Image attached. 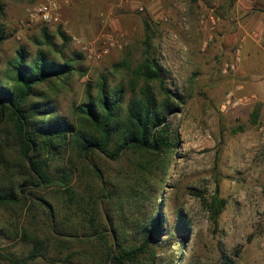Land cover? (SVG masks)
Listing matches in <instances>:
<instances>
[{"label": "rangeland", "instance_id": "obj_1", "mask_svg": "<svg viewBox=\"0 0 264 264\" xmlns=\"http://www.w3.org/2000/svg\"><path fill=\"white\" fill-rule=\"evenodd\" d=\"M39 1L0 0V28L6 35L0 44V67L4 69L21 47L30 56L42 49L59 61L81 53L72 74L39 86L56 109L52 115L77 122L76 108L87 100L88 86L96 94L102 77L111 88L124 85L126 102L135 97L132 69L144 61L147 46L162 66L167 86L181 96V108L169 115L179 141L165 179L157 169L145 182L137 175L126 177L131 164L124 156L94 157L110 186L119 183L129 216L138 213L133 189L144 188L161 201L164 231L158 263L264 264V0H60L59 22L28 23V8ZM44 27L62 52L46 42ZM109 35L119 37L120 45H111ZM74 36L93 43L92 57ZM144 84L138 81L137 92ZM150 85L160 91L158 82ZM6 135L2 124L0 187L8 188L20 183V163L26 167L19 152L8 146ZM89 170L76 152L68 151L54 159L50 172L55 177L72 173L75 189L90 194L101 183ZM64 191L59 183L34 189L55 207L53 217L62 223L67 217L77 219ZM216 193L227 200L217 222L206 204ZM105 200L103 206L108 207ZM44 205L32 210L0 205V264H9L12 252L21 257L32 252L33 243L22 238L24 227L56 247L29 264H52L68 255L72 264H85L81 237L68 242L67 249L57 247L58 237H64L53 233ZM181 214L188 232L180 246ZM127 225L130 242L136 234ZM15 226L20 236H13Z\"/></svg>", "mask_w": 264, "mask_h": 264}, {"label": "trees", "instance_id": "obj_2", "mask_svg": "<svg viewBox=\"0 0 264 264\" xmlns=\"http://www.w3.org/2000/svg\"><path fill=\"white\" fill-rule=\"evenodd\" d=\"M43 31L46 42L62 52L55 46L54 36L49 35L46 27ZM59 33L64 41L70 39L61 27ZM5 39L6 35L0 28V44ZM82 58L81 53H76L68 59L63 56V60L59 61L42 49L30 56L25 47H21L4 69L0 67V125L6 126L8 146L19 152L26 167L23 168L20 163L22 169H17L21 178L19 184L0 187V205L21 209L27 206L28 210H32L45 203L43 210L51 218L53 233L64 237H58L57 247L67 249L68 242L81 237L85 248L80 252L85 253L82 254L85 264H159L157 247L164 231L161 201L157 202L152 192L147 194L144 188L133 189L137 194L134 208L138 213L129 216L123 206L119 183L110 186L104 179L103 167L94 157L119 160L124 156L131 164L125 171L126 177L137 175L145 182L157 169L161 170V179H165L179 141L169 115L179 110L183 101L167 86L163 68L147 46L144 61L132 69L130 87L135 97L126 102L124 85L111 88L108 78L102 77L96 94L92 92V86H88L87 100L76 108L77 122L56 117L52 115L55 107L51 101H46L45 93L39 90V86L72 74L76 69L74 62ZM142 79L145 84L137 92L138 81ZM153 82L159 84L158 93L150 85ZM254 114L257 116L258 111ZM0 146L1 155L5 147ZM68 151L76 152L87 164L89 173L99 178L101 184L98 191L89 194L85 190H76L71 184L72 173L66 172L60 177L51 174L54 159ZM57 183L65 187V202L77 217L74 221L69 217L65 218L66 223L56 220L53 217L55 207L35 195L34 189ZM104 199L108 207L103 206ZM226 203L227 200L218 193L208 203L206 201L213 221L217 222ZM127 224L133 226L136 234L130 242L126 241ZM178 229V233L183 235L178 241L181 246L188 232L182 214ZM12 234L20 236L17 226ZM170 234L175 233L170 231ZM22 238L33 243V250L24 257L10 253L7 256L9 264H29L44 252L56 248L49 239L31 236L25 227ZM88 247L90 249L86 250ZM70 258L68 255L65 259H54L52 264H72Z\"/></svg>", "mask_w": 264, "mask_h": 264}, {"label": "built area", "instance_id": "obj_3", "mask_svg": "<svg viewBox=\"0 0 264 264\" xmlns=\"http://www.w3.org/2000/svg\"><path fill=\"white\" fill-rule=\"evenodd\" d=\"M141 10L144 7H140ZM28 23L29 22H43V23H57L61 20V5L60 0H41L31 8H28ZM73 39L82 46L84 51H90L89 57L93 56V43L84 41L82 38L74 36ZM111 45H120L119 37L109 35L107 37Z\"/></svg>", "mask_w": 264, "mask_h": 264}]
</instances>
